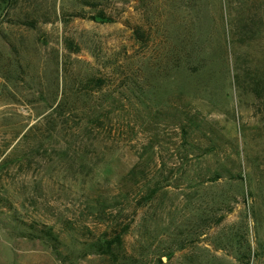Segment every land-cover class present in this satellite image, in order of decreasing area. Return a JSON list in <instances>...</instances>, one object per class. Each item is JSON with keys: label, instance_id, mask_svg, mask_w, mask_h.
<instances>
[{"label": "rangeland", "instance_id": "374dc122", "mask_svg": "<svg viewBox=\"0 0 264 264\" xmlns=\"http://www.w3.org/2000/svg\"><path fill=\"white\" fill-rule=\"evenodd\" d=\"M0 264H264V0H0Z\"/></svg>", "mask_w": 264, "mask_h": 264}, {"label": "trees", "instance_id": "16d2710c", "mask_svg": "<svg viewBox=\"0 0 264 264\" xmlns=\"http://www.w3.org/2000/svg\"><path fill=\"white\" fill-rule=\"evenodd\" d=\"M92 19L96 21H101V22H111L113 19L106 15L103 11H98L97 13L93 14L90 16ZM94 81H98V84H102L103 80L101 78H93ZM91 80V81H93ZM155 189L151 190V196L154 194ZM122 229L119 232H115L111 237H100L97 240L91 242L88 247L86 253L89 252H96L99 254H106V255H112L113 253V248L115 245H118L122 241V235L129 228V225H126L125 227H122ZM46 235L50 237L51 239L54 238L55 236L53 235V231L51 228H48L46 231Z\"/></svg>", "mask_w": 264, "mask_h": 264}]
</instances>
